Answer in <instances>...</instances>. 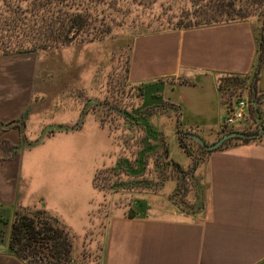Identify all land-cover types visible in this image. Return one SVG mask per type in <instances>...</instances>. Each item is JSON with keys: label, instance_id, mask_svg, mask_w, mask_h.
I'll use <instances>...</instances> for the list:
<instances>
[{"label": "rangeland", "instance_id": "374dc122", "mask_svg": "<svg viewBox=\"0 0 264 264\" xmlns=\"http://www.w3.org/2000/svg\"><path fill=\"white\" fill-rule=\"evenodd\" d=\"M106 2L99 4L96 11L100 19L103 8L108 15L103 30L110 29L105 37L89 41L85 36L86 41L60 49L0 56V89L4 86L5 92L16 90L17 106L26 105L19 115L16 113V119L21 117L26 122L25 137L16 128L0 131V142L5 140L0 144V155L21 146L15 157L0 159L4 180L8 178L12 184L16 179V194L0 199V206L7 208L3 217L13 218L18 206L45 208L65 224L75 243L84 240L96 244L95 249L86 247L82 251L84 257L79 262L83 264H101L102 238L111 210L148 209L146 202L155 203V195L162 189L151 186L160 184L163 170L178 184L179 175L160 148L162 141L168 143L177 162L185 164L188 158L174 138V124L167 122L171 104L164 103L169 108L161 105L151 110L142 108V89L130 80L129 59L137 36L168 27L170 14L188 7L190 0ZM262 18L259 14L249 18L256 27V37L264 27ZM261 69L255 87L249 80L246 88L226 92L227 101L241 97L250 100L247 125L240 126L243 131L258 129L249 126L255 119L252 107ZM259 97L264 98V94L256 96ZM85 111V121L78 130L49 132L42 144L25 148L26 143L39 140L46 126H75ZM185 140L195 156L193 165L207 151L198 142ZM198 179H186L190 203L198 196ZM95 180L101 186L115 182L117 190H100Z\"/></svg>", "mask_w": 264, "mask_h": 264}, {"label": "crops", "instance_id": "0c3cea01", "mask_svg": "<svg viewBox=\"0 0 264 264\" xmlns=\"http://www.w3.org/2000/svg\"><path fill=\"white\" fill-rule=\"evenodd\" d=\"M256 33L253 22L246 19L137 36L129 77L141 86L142 108H169L164 103H170L167 122L174 124L173 135L179 143L183 130L215 140L224 132L227 102L226 93L219 90L220 79L254 73ZM3 88L0 120L16 119L26 105L17 106L16 90ZM261 94L264 67L257 82V95ZM259 110L264 122V98ZM255 126L259 128L256 118L249 127ZM169 153V159L175 160ZM187 155L186 163H180L185 170L193 166V157ZM0 173V199L13 197L16 179L10 184L2 167ZM193 177L199 178L197 194L200 189L203 194L199 209L197 196L193 203L187 199L195 206L191 210L170 199L178 185L170 178L161 186L147 185L162 188L155 203L146 202L148 209L111 210L102 238L101 264H264V133L258 139L231 142L207 152L197 162ZM8 238L9 234L0 242L6 245L0 249V264H29L8 250ZM86 247L95 249L96 244L74 242L77 261Z\"/></svg>", "mask_w": 264, "mask_h": 264}, {"label": "trees", "instance_id": "16d2710c", "mask_svg": "<svg viewBox=\"0 0 264 264\" xmlns=\"http://www.w3.org/2000/svg\"><path fill=\"white\" fill-rule=\"evenodd\" d=\"M190 2L188 7L170 14L167 19L168 27L163 30L246 20L257 14L261 18L264 17V0H190ZM106 3V0H0V56L60 49L86 41L85 36L90 39L89 41L103 38L110 29L109 27L103 30V26L107 25L105 23L108 22L106 21L108 15L103 8L101 10L102 13L104 11L103 18L100 19L96 11L99 4ZM258 35L256 37L258 55L253 75L222 77L219 84L220 92L226 93L229 90L247 87L249 80L255 87L258 72L264 67V27ZM256 96L254 94L253 99L256 105L252 107L254 118L260 116L261 98ZM25 126L26 122L21 117L9 122L0 120V131L16 128L22 137H25ZM224 133L227 132H223L222 135ZM179 138L183 149L195 157L185 140L187 138L181 135ZM232 140L251 141L240 138ZM232 140L224 146H228ZM4 142L1 141L0 144ZM20 148L21 146H14L11 153L0 155V159L15 157ZM160 148L165 150L163 156L169 158L168 143L162 141ZM140 158L143 160V156ZM197 162V160L194 162L191 169L185 170L180 163L169 159V165H172L179 175L177 188L170 198L185 210L195 208L186 198L188 192L186 179L193 178ZM160 179V184H157L159 186L169 179L165 171L160 173ZM96 183L95 186L100 190H117L115 182L103 186ZM197 197L196 204L199 209L204 204L201 189ZM6 210L5 205L0 206V242H4L9 234L8 250L11 253L29 264H83L73 256L74 235L57 217L47 213L45 208L31 209L27 206H18L14 209L13 218L8 220L3 217Z\"/></svg>", "mask_w": 264, "mask_h": 264}, {"label": "water", "instance_id": "95a60500", "mask_svg": "<svg viewBox=\"0 0 264 264\" xmlns=\"http://www.w3.org/2000/svg\"><path fill=\"white\" fill-rule=\"evenodd\" d=\"M253 104L256 105V101H253ZM89 104H87L88 106ZM86 111L82 114V117L79 121L78 124L75 126H66V125H61V124H52L48 125L43 129L42 135L37 140L36 142L33 143H26L25 148L26 149H32L34 147L39 146L42 144L45 136L49 132H56V131H76L80 128V125L84 123L85 121V115ZM257 121L259 124V128L255 132H248V131H243V130H232L230 132L224 133L220 138H218L215 142L209 144L207 141L199 134L195 132H181L180 135L184 136L186 138H190L196 142H198L205 150L208 151H214L222 148L227 142H229L232 139L235 138H240V139H249V140H254L260 138L263 133H264V122L261 120V117L258 115L257 116ZM6 247L5 244L1 243L0 244V249H4Z\"/></svg>", "mask_w": 264, "mask_h": 264}, {"label": "built area", "instance_id": "2783aa9c", "mask_svg": "<svg viewBox=\"0 0 264 264\" xmlns=\"http://www.w3.org/2000/svg\"><path fill=\"white\" fill-rule=\"evenodd\" d=\"M251 103L248 98L228 100L225 104V115L222 120L224 132L239 130L240 126L247 121Z\"/></svg>", "mask_w": 264, "mask_h": 264}]
</instances>
